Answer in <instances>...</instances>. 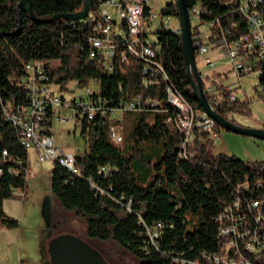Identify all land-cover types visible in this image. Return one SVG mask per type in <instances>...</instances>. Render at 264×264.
Masks as SVG:
<instances>
[{"label": "trees", "instance_id": "1", "mask_svg": "<svg viewBox=\"0 0 264 264\" xmlns=\"http://www.w3.org/2000/svg\"><path fill=\"white\" fill-rule=\"evenodd\" d=\"M21 1L0 0V227L20 228L19 220L9 216L4 205L9 199H21L17 191L28 192L30 174L29 152L21 145L18 131L5 121L1 103L11 109L28 105L27 91L19 87L24 66L43 61L51 82L61 89L72 81L79 86L96 81L101 96L112 104L138 94L159 103L156 111H149L155 113L153 121L144 116L149 112L140 113L127 149L112 144L108 118L85 120L82 135L88 139L85 152L76 156L79 175H72L58 164L53 167V197L84 221L86 235L99 241L94 246L112 243L130 254L137 264H175L177 257L205 262L204 254L236 257L233 249H226L231 237L219 236L221 227L230 222L219 223L216 219L240 196V213L247 215L252 234L238 241L239 249L252 264H264V250L252 253L246 249L254 234L264 239V222L256 223L255 213L247 209L253 201H264V188L256 187L259 182L264 186V161L251 163L236 156L212 154L210 143L204 144L199 139L188 146L187 159L179 158L185 135L176 124L178 111L167 101V85L195 110L202 111L187 75L181 35L170 31L159 33L162 60L170 79L168 83L147 88L140 63L118 61L109 71L99 58H90V16L85 21L45 22L58 14L83 11L85 0H31L35 16L43 23L34 22L24 11L20 33L14 35L19 29L17 8ZM237 1L186 0V3L189 10L200 6L202 24L219 21L223 29L232 30L238 37L246 30V20L238 12ZM94 11L95 5L91 13ZM163 13L179 18L177 1L167 5ZM192 33L195 37L200 32L192 27ZM53 62L59 65L49 67ZM260 81L259 97L264 100V78ZM219 88L224 90L221 85ZM224 94L228 100L231 94ZM207 99L219 115L231 122L234 121L229 116L233 113L251 115L250 101L212 102L208 94ZM142 145L150 152H155V146L160 147L157 160L151 153H145ZM4 150L8 152L6 159L2 155ZM142 154L145 159H141ZM102 167L111 168V173L100 174ZM244 185H248V190L240 189ZM159 223L164 228L153 243L147 229Z\"/></svg>", "mask_w": 264, "mask_h": 264}, {"label": "built area", "instance_id": "2", "mask_svg": "<svg viewBox=\"0 0 264 264\" xmlns=\"http://www.w3.org/2000/svg\"><path fill=\"white\" fill-rule=\"evenodd\" d=\"M157 1L93 0L95 11L89 14L92 18V34L89 38L90 58H99L102 66L109 71H112L118 61L125 63L134 60L142 65L141 73L145 87L150 88L168 83L170 76L162 60L159 33L170 31L181 35V26L180 22L178 25H171L174 16L164 14L163 10L158 12L154 7ZM237 2L238 12L246 20V30L243 34L236 37L232 30L223 29L219 21H212L208 24L210 28L208 36L202 33L197 26L199 36L193 37L196 61L197 58L204 59V65L210 67L213 73L217 72V77L220 79V81H213L215 85L213 87V85H207L205 79L211 80L216 74H208L206 78L202 76L205 94L211 97L212 102H223L227 100L224 93H230L227 101H239L245 104L248 102L247 99L241 101L236 91L241 87L242 78L252 73H255L259 80L264 78V0H238ZM189 12L191 19L195 16L201 20L200 6H194ZM177 19L179 21V18ZM237 27L235 26V29ZM154 28H156L154 34L158 38L155 42L150 37ZM221 59L228 60L227 68L216 67ZM55 63L57 62L49 64V67H54ZM45 66L46 63L43 61H32L24 66V76L19 87L27 91L28 105L11 109L1 103V109L5 121L12 124L18 131L20 143L28 152L34 149L41 160L58 164L72 175H79L76 156L55 146L50 129L54 120L65 122L60 114L62 108L71 110L75 118L84 117L89 122L98 117L111 118L117 112L141 113L156 111L159 108V103L153 98H144L139 94L112 104L101 96L100 88L92 89L89 86H82L84 92L79 96L66 99L53 89L54 84ZM230 75L237 80L236 84L234 86L221 85V82L228 79ZM219 85L224 90L219 88ZM119 92L123 94L122 85L119 86ZM166 93L168 103L178 111L176 124L185 135L180 159L188 158V146L194 144L197 139L204 144L218 142L221 139L222 130L212 118L203 111L195 110L171 85H167ZM212 108L214 109L213 106ZM108 129L112 144L120 148L124 142L121 129L112 124H109ZM2 155L4 159L8 158L6 150ZM1 173L0 170V175ZM99 173L108 175L111 173V168L102 167ZM256 187L264 188L261 182ZM240 189L248 190V185ZM18 192L16 195L25 198L26 194ZM263 202L253 201L247 207L255 213V220L258 224L264 222ZM241 205L242 198L238 196L234 204L226 208L224 213L216 219L219 223L225 220L230 222L229 225L221 227L219 236L231 237L226 249H233L236 257L204 254L205 262L177 257L174 260L175 264H252L241 253L238 245V241L252 234L247 215L240 213ZM163 228L164 224L159 223L152 229H147V234L153 243L161 236ZM246 249L252 253L263 251L264 239L260 240L254 234L247 242Z\"/></svg>", "mask_w": 264, "mask_h": 264}, {"label": "rangeland", "instance_id": "3", "mask_svg": "<svg viewBox=\"0 0 264 264\" xmlns=\"http://www.w3.org/2000/svg\"><path fill=\"white\" fill-rule=\"evenodd\" d=\"M176 0H158L154 7L160 13L167 5ZM193 27L199 26L202 33L208 36L210 28L208 24H202L200 18L192 17ZM176 17L172 18L171 25H178ZM156 28L152 30L150 37L152 41L158 38L154 34ZM213 56V54H211ZM198 70L206 78L208 74H216L213 79L206 80L207 85H213V81H220L217 72L204 65V59L197 58ZM59 63H55L57 67ZM228 66L227 59H221L217 68ZM259 77L252 73L242 78L241 87L236 91L239 93L241 101H250V116L233 113L229 119L239 126L264 130V100L259 97L262 88ZM237 80L233 76L221 82V85L231 84L234 86ZM92 89H99V83L92 81L89 85ZM58 85H53V89L66 99H72L84 92L83 87L77 82H70L65 89L59 90ZM257 87V88H256ZM61 117L65 122L53 121L51 132L54 137L55 146L61 148L66 153L75 156L82 155L87 148L88 136L82 135L84 117L75 118L72 111L67 108L60 110ZM155 113H145L148 121L154 120ZM142 114L139 112L115 113L108 118V123L119 127L123 133L124 142L120 148H128L131 144V133ZM222 137L218 142L210 143L209 149L212 154L225 156H236L244 161L255 163L264 161V141L251 138L249 136L237 135L228 131H222ZM145 153H151L154 160L161 149L155 146V152L147 151L146 145H142ZM146 156L141 155V159ZM29 159L32 162L30 174L27 176L28 197L21 199H9L5 201V212L19 220L20 228L17 230H6L0 227V264H51L50 243L60 238H74L83 245L98 253L106 264H137L135 259L123 251L118 246L109 242H100L90 239L86 235V225L84 221L75 215L73 211L64 208L52 195L51 177L54 167L53 162L41 160L34 149L29 150ZM176 194V191H174ZM11 234V235H10ZM103 250L101 252L99 250Z\"/></svg>", "mask_w": 264, "mask_h": 264}, {"label": "water", "instance_id": "4", "mask_svg": "<svg viewBox=\"0 0 264 264\" xmlns=\"http://www.w3.org/2000/svg\"><path fill=\"white\" fill-rule=\"evenodd\" d=\"M179 10V22L181 26V40L184 54L185 67L189 81L191 82L194 95L200 105L201 110L212 118L225 131L249 136L251 138L264 141V130L250 129L239 126L234 122L225 119L219 115L210 105L204 91L203 79L196 63V48L193 41L192 22L190 18L189 8L186 0H176ZM93 6V0H85L84 10L74 14H58L46 23L64 19L70 22L84 21L89 17ZM19 16V29L14 35H18L21 29V15L25 11L31 19L36 23H43L34 14L33 4L31 0H22L17 8ZM4 35V34H3ZM6 35V34H5ZM8 36V35H6ZM264 214V202L262 205ZM51 264H106L105 260L96 252L92 251L81 242L74 238H60L50 243Z\"/></svg>", "mask_w": 264, "mask_h": 264}, {"label": "crops", "instance_id": "5", "mask_svg": "<svg viewBox=\"0 0 264 264\" xmlns=\"http://www.w3.org/2000/svg\"><path fill=\"white\" fill-rule=\"evenodd\" d=\"M29 163H30V169H31L32 162H31V160H30V159H29ZM18 193H19V194H21L22 192H20V191H19ZM28 195H29V194H28V192H27V193H26V196L28 197ZM9 216H10V215H9ZM4 229H5V228H4ZM6 230H8V229H6ZM8 231H9V230H8ZM10 235H11V234H10Z\"/></svg>", "mask_w": 264, "mask_h": 264}]
</instances>
